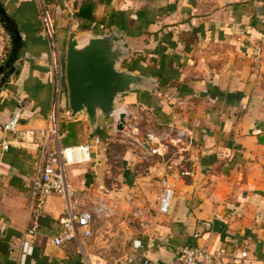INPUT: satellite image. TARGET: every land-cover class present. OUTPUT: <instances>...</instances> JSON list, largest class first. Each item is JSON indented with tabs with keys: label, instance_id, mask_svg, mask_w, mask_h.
<instances>
[{
	"label": "crops",
	"instance_id": "obj_1",
	"mask_svg": "<svg viewBox=\"0 0 264 264\" xmlns=\"http://www.w3.org/2000/svg\"><path fill=\"white\" fill-rule=\"evenodd\" d=\"M207 1L44 0L53 11L55 38L63 56L72 26H83L85 33L123 28L131 50L121 66L152 75L157 87L119 99L117 107L143 106L158 125L189 127L197 138L194 148L180 156L183 159L173 156L170 210L159 214L157 204L151 225L135 235L143 238L144 246L134 252L130 245L129 255L135 257L128 262V255L127 264H157L147 254L174 260L177 249L189 244L223 250L222 261L227 264H264V93L254 80L261 74L258 69L262 71L258 62L264 54V0H220L222 4L214 6ZM0 2L16 20L22 37L13 72L4 81L0 75V264H85V256L90 255L83 243L88 237L81 240L85 256L75 242L61 247L51 242L66 211L61 197L50 195L38 233L31 237L26 232L28 185L39 141L36 128L43 120L23 122L16 132L3 130L2 124L16 106L35 109L39 117L50 111L51 46L40 0ZM1 38L0 57L4 55ZM258 45L263 47L260 54ZM152 96L159 100L153 102ZM66 97L63 91L62 105L68 107ZM64 122L77 129L73 145L104 139L109 133L107 122L102 134L96 135L83 115ZM84 130L89 131L85 136ZM101 146L89 162L67 169L73 187L85 196L92 189V173L86 170L100 164ZM125 161H133L128 150ZM178 167L191 174H176ZM123 175L122 183L130 185L133 174L125 170ZM117 189H109L111 195L121 194ZM86 201L80 199L81 207ZM150 232L154 243L159 236L168 243L149 247Z\"/></svg>",
	"mask_w": 264,
	"mask_h": 264
},
{
	"label": "built area",
	"instance_id": "obj_2",
	"mask_svg": "<svg viewBox=\"0 0 264 264\" xmlns=\"http://www.w3.org/2000/svg\"><path fill=\"white\" fill-rule=\"evenodd\" d=\"M44 10V29L49 37L51 46V59L53 65V104L49 112L43 117H39V112L24 106H16L10 118L3 124V130L16 132L18 126L23 122L32 120H43L42 126L36 128L39 134V141L36 146L34 158V169L28 185V224L27 234L34 237L40 228V221L44 214V207L47 198L54 194L61 197L66 204V211L58 220L56 231L51 236V242L56 247L75 242L79 250L83 253L81 240L91 235L92 222L95 214H102L111 211V207L105 202L99 200V205H92L88 209H83L80 205V199L86 198L81 189L73 187L70 182L67 169L69 166L83 164L91 160V154L94 149L103 144L105 139L95 137L91 142L76 145L62 146L61 139L64 131L61 130V123L72 118L71 110L62 105L63 97V65L62 51L55 38V28L51 16L48 14L47 6L44 0H40ZM262 45L256 47L257 54L262 52ZM131 105H121L111 114L107 129L111 134L121 132V140L126 142V148L130 152L134 165L141 166L147 164L148 168L155 169L159 177L161 190L158 196V213L167 214L170 210L173 198V188L170 183L172 175V158L174 155L180 157L188 153L197 141L195 132L189 127H176L169 125L160 129L150 127L142 130L139 127V121L142 114L132 110ZM125 113L128 118L125 119L124 127L121 130L116 128L119 121V115ZM40 118V119H39ZM125 137V138H124ZM180 176H187L191 171L187 168L177 169ZM103 193L106 194L107 188L103 187ZM90 199V198H89ZM209 226L208 222H204ZM151 225V217L141 223L142 228ZM197 236V234H195ZM147 237L154 240V233H147ZM152 238V239H151ZM157 242L152 246L160 247L168 243L165 237H157ZM134 252L143 248V238L134 236L131 240ZM84 255V253H83ZM223 250L212 251L208 248L189 244L179 247L175 254V260L179 264H227L222 261ZM85 256V255H84ZM241 256H246V252H241ZM134 254L128 256V262L134 260ZM85 264H94L91 257L85 256Z\"/></svg>",
	"mask_w": 264,
	"mask_h": 264
},
{
	"label": "rangeland",
	"instance_id": "obj_3",
	"mask_svg": "<svg viewBox=\"0 0 264 264\" xmlns=\"http://www.w3.org/2000/svg\"><path fill=\"white\" fill-rule=\"evenodd\" d=\"M165 1V0H163ZM176 4L180 0H172ZM220 0H208L206 3L212 6L220 4ZM244 3H247L246 1ZM222 4V3H221ZM221 5H218L220 7ZM48 14L53 17V11L47 9ZM73 14L74 11H72ZM41 20L44 25V10L41 9ZM75 17V15H74ZM70 32L75 31L82 33L81 26H72ZM69 34V32H68ZM0 35L3 56L0 57V65L4 64L9 56L12 48V42L9 32L0 23ZM83 37V35H81ZM258 62L259 70L258 78H254L257 86L264 93V54L261 55ZM63 78H65V56H62ZM3 76V75H2ZM63 91L66 92V81L63 83ZM152 101H158L159 98L151 97ZM67 102V97H66ZM67 104V103H66ZM68 106V104H67ZM139 106L133 107L136 113L142 114V119L139 121V127L144 130L147 127L152 129H160L163 126L158 125L154 120L153 115L147 108ZM69 121V120H67ZM106 125V124H105ZM88 130H84L82 134L87 135ZM106 138L101 146L100 164H95L93 169L87 168L86 172H90L92 189L90 196L85 202L83 209H88L92 205H99V198L105 201L111 211L108 210L102 214H95L92 222V235L85 240L84 252L90 255L92 262L103 261V264H127L126 257L129 255L131 249V240L135 235H139L142 226L141 223L148 220L151 215H156V206L158 204V196L161 190L159 177L155 173V169L148 168L147 164H142L140 167L134 165L133 161L127 164L126 156V142L122 141L121 132L117 131L110 135H105ZM125 138V137H124ZM90 139V138H88ZM62 143V142H61ZM79 165V164H77ZM80 167V166H75ZM83 167V166H81ZM129 170L133 174V182L123 184L125 180L123 172ZM118 191L121 188V194H112L111 191L104 188ZM112 190V191H113ZM113 193V192H112ZM90 198V199H89ZM94 256V257H92ZM97 264V263H96Z\"/></svg>",
	"mask_w": 264,
	"mask_h": 264
},
{
	"label": "water",
	"instance_id": "obj_4",
	"mask_svg": "<svg viewBox=\"0 0 264 264\" xmlns=\"http://www.w3.org/2000/svg\"><path fill=\"white\" fill-rule=\"evenodd\" d=\"M0 23L9 32L12 48L6 62L0 65V75L4 81L13 72V63L22 46V37L16 20L0 2ZM123 28L110 32L92 33L69 32L65 51V81L67 104L71 116L83 115L96 135L102 134V125L110 120L118 100L137 91L149 92L157 87L150 74L122 67L121 63L130 48L123 39ZM83 35V37H81ZM128 115L121 113L116 125L123 129ZM149 247H152L150 240ZM149 255V256H148ZM148 258L157 264H175L159 256ZM175 258V257H174Z\"/></svg>",
	"mask_w": 264,
	"mask_h": 264
},
{
	"label": "trees",
	"instance_id": "obj_5",
	"mask_svg": "<svg viewBox=\"0 0 264 264\" xmlns=\"http://www.w3.org/2000/svg\"><path fill=\"white\" fill-rule=\"evenodd\" d=\"M82 29H84L83 26H81ZM61 130L66 131L64 136L62 137V143L65 146L73 145V143L77 140V129L75 127V124L72 122H63L61 123ZM259 140L262 141V137L259 136Z\"/></svg>",
	"mask_w": 264,
	"mask_h": 264
},
{
	"label": "bare ground",
	"instance_id": "obj_6",
	"mask_svg": "<svg viewBox=\"0 0 264 264\" xmlns=\"http://www.w3.org/2000/svg\"><path fill=\"white\" fill-rule=\"evenodd\" d=\"M92 257H94V256H92Z\"/></svg>",
	"mask_w": 264,
	"mask_h": 264
}]
</instances>
